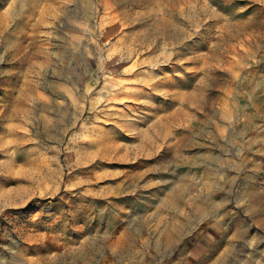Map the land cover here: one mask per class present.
<instances>
[{"label":"rangeland","instance_id":"obj_1","mask_svg":"<svg viewBox=\"0 0 264 264\" xmlns=\"http://www.w3.org/2000/svg\"><path fill=\"white\" fill-rule=\"evenodd\" d=\"M0 264H264V0H0Z\"/></svg>","mask_w":264,"mask_h":264},{"label":"bare ground","instance_id":"obj_2","mask_svg":"<svg viewBox=\"0 0 264 264\" xmlns=\"http://www.w3.org/2000/svg\"><path fill=\"white\" fill-rule=\"evenodd\" d=\"M19 53L23 55V54H24V51H22V50H19ZM26 53H27V54H29L28 52H26ZM27 54H26V55H27ZM22 57H23V56H22ZM27 88L29 89L30 87H29V86H27ZM22 95H24V94H22ZM23 101H24V100H23ZM25 101H26V100H25Z\"/></svg>","mask_w":264,"mask_h":264}]
</instances>
